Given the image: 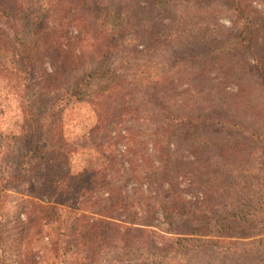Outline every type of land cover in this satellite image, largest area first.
<instances>
[{
  "label": "trees",
  "instance_id": "trees-1",
  "mask_svg": "<svg viewBox=\"0 0 264 264\" xmlns=\"http://www.w3.org/2000/svg\"><path fill=\"white\" fill-rule=\"evenodd\" d=\"M104 1L0 0V19L12 30L16 25L24 30L19 37L18 30L11 36L0 28V57L9 58L15 73L32 82L28 89L38 83V65L41 71L48 65L49 71L44 67L43 72L57 83L56 93L48 92L53 95L34 98L22 107L25 119L19 135H0V208L8 190L25 186L21 193L27 196L30 220L54 221L59 239L71 234L89 237V241H75L76 249L86 246L89 252L76 264H193L180 258L190 251L213 250H236L245 253L246 259L252 255V264H264V238L250 231L249 222L255 214L264 217V175L258 182L263 194L256 195L254 205L248 206L247 199L241 203L243 197L237 193L242 198L239 202L214 203L220 194L239 189L238 176L246 179L251 173L240 159L236 162L226 153L248 152L252 147L264 163V113L257 119L250 117L252 126L233 119L231 112L216 108L215 94L206 83L218 79L215 75L225 77L220 67L225 56L229 60L225 66L238 73L225 84L245 88L244 80L253 74L264 93V19L252 6L253 0H117L115 5ZM223 14L229 16L230 26L221 22ZM126 38L135 42L125 43ZM166 51L170 60L163 65L150 61L152 53ZM113 56L119 57L121 66L133 68L139 57L142 67L131 73L125 66L120 72L107 65ZM235 60L240 62L238 67ZM73 77L77 79L72 81ZM139 85L149 88L151 101L159 102L162 93L168 104L156 106L158 117L151 116L155 123L160 121L166 144L158 157L161 161L145 176L148 189H142L141 182L127 189V182L97 176L99 170L91 174L86 170L73 178L69 160L74 151L65 148L62 130L49 126L60 120L56 111L62 101L90 94L92 107L105 110L108 95L121 100ZM191 91L197 92L191 97L195 106L184 114ZM224 93L233 95L228 90ZM172 134L173 151L169 147ZM11 146L13 151L8 150ZM181 162H202L204 169L194 172L196 179L208 176L216 182L210 186L192 183L213 202L202 204L206 212L183 196L181 181L193 179V173ZM226 178L229 186H221ZM138 186L140 192L134 195ZM157 213L166 227L157 225L162 222ZM2 238L0 232V245ZM212 262L213 258L204 259L199 264Z\"/></svg>",
  "mask_w": 264,
  "mask_h": 264
},
{
  "label": "rangeland",
  "instance_id": "rangeland-1",
  "mask_svg": "<svg viewBox=\"0 0 264 264\" xmlns=\"http://www.w3.org/2000/svg\"><path fill=\"white\" fill-rule=\"evenodd\" d=\"M104 3H111L115 5L117 0H105ZM252 6L258 11V15L261 19H264V0H253ZM229 16L223 14L221 22L225 26H230ZM0 28L2 30L11 33L13 36L14 31L18 30L19 37L23 35L24 30L20 26L10 29L6 26L5 22L0 19ZM168 28V27H165ZM11 30L13 32H11ZM223 30V29H222ZM223 32V31H220ZM217 39L221 40L218 33ZM125 43L133 44L135 41L126 38ZM246 54V53H245ZM232 58H235L232 55ZM169 52L152 53L150 55V61H156L157 63H166L170 60ZM225 56H221L220 67L225 72V77L217 76L218 79L214 81L207 80V86L212 88V92L215 94L214 105L216 108L224 109V113L229 111L232 113L233 119H240L243 123H248L250 126V117L257 119L259 115L264 113V93L260 87L257 77L250 74L244 80L245 88H238L233 82L225 84L228 80H233L235 70L230 67L227 68L225 63L229 60L224 59ZM139 58V57H138ZM137 58V59H138ZM242 57L236 56V59ZM134 60L138 63L139 69L142 67V59ZM7 60V61H6ZM238 60L234 61L236 66L240 65ZM172 62V60H171ZM107 65L116 67L121 72L124 67H128L131 73L136 72V68L125 65L124 67L120 62L119 57H109L107 59ZM13 62L4 56L0 57V135L7 138L12 135H19L24 126L25 113L23 108L26 103H30L34 98L44 99L45 97L53 95L57 83L55 85L53 77L43 72L45 67L49 71L48 65H44L41 71V65H38V73L35 75L37 84L33 85L32 82L27 83V77L24 74L15 73ZM40 68V69H39ZM176 69V68H172ZM176 71V70H175ZM214 70L209 74L212 75ZM50 73V72H48ZM178 74H181L178 72ZM42 76V77H41ZM33 76H31L32 79ZM77 77H73L72 81H75ZM240 80V77H239ZM29 85V86H28ZM28 86V87H27ZM149 88L139 85L137 88L133 86L132 90L126 92V95L121 100H116L115 94L108 95L103 111L98 108L96 110L90 104L89 97H85V94L79 96L70 97L65 102L62 101L60 111L58 113L59 121H53L50 119L49 126L58 127L62 130L64 141L67 143L65 148L74 151L71 156L70 163V175L74 178H78L80 174L86 173L87 170L91 174L93 170H99L97 176L103 177L107 175V179L113 182H127V189H131L135 186L136 182L143 184L142 189L146 190L149 187L148 179L145 177L147 174L151 175L154 171V167L161 161L158 158L162 153V147L165 143V131L163 127H160V122L156 119V123L153 117H158L155 112L156 106H168L166 97L160 94L159 102L150 100ZM231 91L233 95H226L224 92ZM239 90V91H238ZM148 91V92H147ZM238 91V93H236ZM48 92H53L48 93ZM58 92V94H60ZM82 93V92H81ZM236 93V94H234ZM197 94L196 91L188 93V101L185 103L183 113L187 114L193 111L191 97ZM142 99V104L140 103ZM239 99V102H237ZM147 100V101H146ZM226 101L228 104H226ZM119 104L115 109V105ZM49 104L45 105L46 108ZM112 105V106H111ZM169 105H171L169 103ZM111 106V107H110ZM23 107V108H22ZM110 107L109 112L107 111ZM59 109V108H58ZM175 109V106L172 110ZM223 112V111H221ZM102 115V120L99 119V115ZM153 116V117H151ZM48 121V120H47ZM175 131H181V127H174ZM56 137V136H55ZM226 140L225 138L221 137ZM174 134L169 142L170 149H175L176 144L174 141ZM12 141V140H11ZM11 141L9 143H11ZM159 141V143H158ZM166 144V143H165ZM253 146V145H252ZM187 144L182 146V150L186 151ZM12 146L8 149L12 150ZM187 155V152L185 153ZM236 162L240 159V165L248 166L247 178L244 175L238 176L242 185L238 190L232 191L230 195H221L215 199L216 204H228L231 202H239L242 198L237 197L235 193L249 201L248 206L255 204L256 195L263 194V191L258 184L261 176L264 175V163L261 157V153L258 150L250 147L247 152L229 153ZM177 157V156H176ZM187 156L186 158H188ZM182 163V162H181ZM202 163V162H201ZM201 163H182L187 170L193 173V179H185L181 181V187L183 188V196L189 199L193 203L210 204L213 203L207 200V197L202 193L200 189L192 184L196 182H206L207 186L214 185V180L208 179V176H204L203 179H196L197 175L194 172H199L204 169ZM240 167V166H237ZM205 174V172H204ZM258 176V178H257ZM139 177V178H138ZM208 179V180H207ZM207 180V181H206ZM192 181V182H191ZM245 181V182H242ZM221 186L228 187L229 181L226 178L220 183ZM212 188V187H211ZM14 189V188H11ZM26 187H20V190H8V195L5 196L6 200L3 207L0 208V232L3 236L2 243L0 245V264H76L75 261L83 258L87 253L88 248L86 246H77L75 241H89V237H80L77 235H67L66 237L58 238L60 232L57 229V224L54 221H47L41 224L36 223L35 220H30L31 216L27 212V196L24 193ZM135 191L136 195L140 192ZM37 191L34 189V193ZM145 193H148L146 191ZM138 196V195H137ZM161 198V196H160ZM135 199V198H134ZM149 200V199H148ZM153 199H150L152 201ZM202 210L206 212L204 205ZM160 228L166 227V223L161 219V214L157 213ZM264 217L256 215L251 216L249 222H251V228L254 233H259L264 238ZM248 225V227L250 226ZM249 229V228H248ZM59 232V234H58ZM69 233V232H68ZM258 234V235H259ZM59 242V243H58ZM241 254V255H240ZM245 253H239L235 251L225 250H213L206 252H194L190 251L188 255H184L182 258L179 255H174L185 262L191 261L193 264H199L204 259L211 260L212 264H252V255L249 259H246ZM209 255L211 257H209ZM251 260V262H249ZM89 262V261H88ZM204 264V263H201Z\"/></svg>",
  "mask_w": 264,
  "mask_h": 264
}]
</instances>
